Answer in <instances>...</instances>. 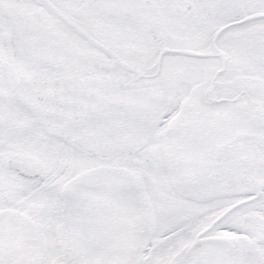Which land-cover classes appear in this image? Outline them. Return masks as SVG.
Returning <instances> with one entry per match:
<instances>
[{"label":"flooded vegetation","instance_id":"1","mask_svg":"<svg viewBox=\"0 0 264 264\" xmlns=\"http://www.w3.org/2000/svg\"><path fill=\"white\" fill-rule=\"evenodd\" d=\"M131 12L134 15L126 18ZM25 13H34L45 22L44 29L37 35L19 37L14 34L7 14L17 16ZM249 17L246 8L240 19L219 23L210 21L201 11L197 0H0V91L4 96L0 100V209L11 208L26 213L39 225L44 216L51 212L57 215L60 210L55 194L48 198L47 205H43L40 184L35 182L37 179H26L13 168L16 163L25 161L26 156L43 158L42 127L35 119L46 118V124L50 123L53 102L43 96L53 98L55 95L53 77L48 76L53 75V70H43L45 68L42 67L43 42L83 43L82 55L86 59L90 57L87 51L90 43H98L103 48L100 49L101 56L97 55L101 62H106L107 56L114 59L117 43L123 40L121 27L129 37L133 36L132 30L137 27L134 37L138 38L147 31L146 24L151 22L161 25L171 37L185 32L188 26L194 24L192 36L177 35L183 49L189 47L191 38L195 41L207 39L208 36L202 34L203 29L210 35L218 34L220 46L229 56V62H232L227 73L230 79L228 89L240 97L248 94L243 77L247 67L239 66L237 58H244L250 51L249 36L246 35ZM202 21L210 26L203 28ZM234 27L241 28V31L234 38L227 39L233 37L229 34ZM36 53H39L38 58L33 62L31 58ZM51 56L55 57L53 54ZM49 64L56 67V61L52 60ZM239 133H244V130ZM231 134L232 138L233 132ZM49 145L53 146L54 143L47 144L51 151ZM61 153H65L64 149ZM88 161L66 158L61 177L70 175L68 172H73ZM242 185L245 199L249 202L250 198L256 197L259 188L264 190V174L258 173L255 177L254 172L251 179ZM257 200L260 211L258 220L250 223L237 221L248 237V240H240L241 245L257 251L251 254L257 255L259 262L264 264V194Z\"/></svg>","mask_w":264,"mask_h":264},{"label":"rangeland","instance_id":"2","mask_svg":"<svg viewBox=\"0 0 264 264\" xmlns=\"http://www.w3.org/2000/svg\"><path fill=\"white\" fill-rule=\"evenodd\" d=\"M179 58V57H178ZM177 57H169L167 58V65H170L171 63H176V60L178 59ZM183 59V58H182ZM196 58L192 57H186L183 60H189L190 66H198V63H193ZM172 61V62H171ZM106 72H109L111 70H104ZM145 73H153V70H143ZM194 72V70H192ZM139 73H141V70H138ZM157 72V70H155ZM191 72V70L189 71ZM212 73V71H210ZM198 75V74H197ZM123 77L126 79H130V77L126 74H123ZM169 78L168 73L163 70L161 78L159 79V82L162 84H165L167 79ZM188 88H190L188 86ZM174 87L171 84L169 86V94H173ZM235 117L232 119L233 121V126H236L235 122ZM230 120V118L227 116H224V121L221 123L216 124H225L227 121ZM160 133L162 134L159 138V135L151 139L144 148L138 152L135 155V161L136 163L133 164L132 162H121L123 164H126L129 167H132L137 174L142 177L147 184H153L154 186V197L156 196L155 193H160L159 194V199L161 201L165 200V196H168V198L171 199L172 195L175 198V200L179 203V206H175V210H173L171 213L177 214L175 217L178 216V222L175 224H169L165 226L163 224V216L165 214V209L167 208V205L169 201H163L160 202L157 205V212L154 210L152 212V215H154L153 221H152V227H151V234L150 237L148 238V242L151 244V256L152 258L150 259V262L147 264H174L177 263L175 262L174 258H178L180 256V249L181 242L183 244L184 240L187 239L189 236L193 235L194 231H191L190 235L188 233L183 234L181 237H177L176 229L182 227V225L185 222L194 221V216L196 213H194V209L191 208L192 203L189 201L187 197H184V188L182 187L180 193H175L174 189L175 187H179L180 184L177 182V175L179 174V177L183 179L184 177L181 176L182 172H180V169H185L184 165L186 163L185 159L183 158V153L181 151H178L179 154H175L174 149H172V146L169 147V150L164 153L167 155L171 156H166L165 157L162 155V151L159 150V144L163 142L162 136L164 134H169L171 136L172 133V126L171 124L165 122L163 126L160 129ZM169 139L167 138V141ZM172 150V151H170ZM76 156V155H75ZM124 161V160H123ZM56 162V161H55ZM98 163L90 164L89 166L96 165ZM205 165V164H204ZM53 168V165L51 166ZM182 169V171H184ZM197 172H201L200 168H197V171L194 173L196 174ZM185 175V171L183 172ZM191 176V175H190ZM186 177V176H185ZM179 178V179H180ZM190 180V177H187ZM192 178V177H191ZM187 179L188 182H190ZM195 185L198 184L196 181V177L193 178ZM185 179H183V182ZM191 182L193 183L192 179ZM190 182V184L193 186V184ZM182 184V183H181ZM188 185V184H187ZM190 186V185H189ZM190 186V187H192ZM165 195V196H164ZM177 198H176V196ZM161 205V206H160ZM205 209H209L211 207V203L209 202H204L203 203ZM156 212V213H155ZM43 226L47 227L48 224L46 220L42 221ZM196 224V223H195ZM43 227V228H44ZM49 229H43L44 235L47 237ZM173 233V237L176 236L175 238H170L169 234ZM182 240V241H181ZM44 257L46 255V251L48 250L46 247L42 249ZM54 261H52V264H73L72 261H66L65 259L60 260L57 255L53 256ZM174 259V260H172Z\"/></svg>","mask_w":264,"mask_h":264},{"label":"water","instance_id":"3","mask_svg":"<svg viewBox=\"0 0 264 264\" xmlns=\"http://www.w3.org/2000/svg\"><path fill=\"white\" fill-rule=\"evenodd\" d=\"M128 246H129V244L128 243H126V244H124V251L126 252V255L128 254V251H129V254H130V261H132L133 260V253H132V245H131V248H128ZM124 251H122V253H124ZM126 255H124L123 257H122V259L121 260H119V262H121L122 264H125L126 263V261H127V256ZM129 264H131V263H129Z\"/></svg>","mask_w":264,"mask_h":264}]
</instances>
